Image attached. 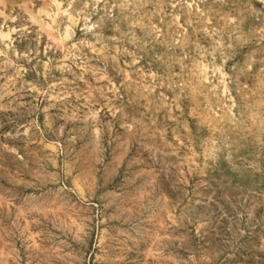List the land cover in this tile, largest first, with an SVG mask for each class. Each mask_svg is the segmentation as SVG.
<instances>
[{"label":"rangeland","instance_id":"374dc122","mask_svg":"<svg viewBox=\"0 0 264 264\" xmlns=\"http://www.w3.org/2000/svg\"><path fill=\"white\" fill-rule=\"evenodd\" d=\"M0 264H264V0H0Z\"/></svg>","mask_w":264,"mask_h":264}]
</instances>
